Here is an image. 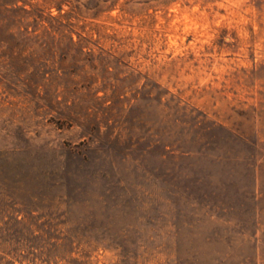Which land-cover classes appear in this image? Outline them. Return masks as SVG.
<instances>
[{"label": "rangeland", "instance_id": "obj_1", "mask_svg": "<svg viewBox=\"0 0 264 264\" xmlns=\"http://www.w3.org/2000/svg\"><path fill=\"white\" fill-rule=\"evenodd\" d=\"M0 264H264V0H0Z\"/></svg>", "mask_w": 264, "mask_h": 264}, {"label": "trees", "instance_id": "obj_2", "mask_svg": "<svg viewBox=\"0 0 264 264\" xmlns=\"http://www.w3.org/2000/svg\"><path fill=\"white\" fill-rule=\"evenodd\" d=\"M184 131V130H183ZM180 153H181V155H183L185 152H183V151H180Z\"/></svg>", "mask_w": 264, "mask_h": 264}]
</instances>
